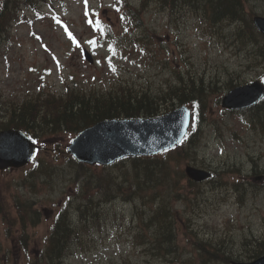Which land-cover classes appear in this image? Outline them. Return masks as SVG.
<instances>
[{"label":"rangeland","instance_id":"374dc122","mask_svg":"<svg viewBox=\"0 0 264 264\" xmlns=\"http://www.w3.org/2000/svg\"><path fill=\"white\" fill-rule=\"evenodd\" d=\"M54 1L55 0H49ZM249 1V2H248ZM158 4V3H157ZM161 6L160 4H158ZM163 5V4H162ZM245 6L247 9H253L258 12V14L264 13V6L261 4L259 0H246ZM251 6V7H250ZM72 21L75 22L76 28L79 30V26L81 24V16H80V7H77L75 4H72ZM144 21L145 25L153 30L155 33L164 36L165 34V18L160 15L157 11L150 8L144 13ZM30 19L32 17L29 15ZM177 20L181 19L182 14H178L175 16ZM53 23L49 18L43 17L40 21L32 23V24H21L19 26H15V30L13 29V36L11 38V42L13 43L12 49H0V90L11 99H20L27 95L29 92H33L37 90L39 86V80L41 74H45L48 72L49 78L48 81H56L57 86L59 87L57 78L60 73L64 74L60 69L67 68L68 72L65 74L67 81L70 83L77 82L79 84H83L85 86L91 84H99L100 79L104 77H110L114 75L112 69L106 68V63L112 61L115 54L106 47H101L95 49L97 54V61L95 64L90 65L82 59L81 47L77 50L65 51L68 49V43L63 39L62 35L59 31L55 30L51 25ZM191 24V23H190ZM83 25V24H82ZM83 33L80 35L83 36ZM214 35L219 34V29L213 31ZM89 33H86L88 36ZM226 38L230 37L228 33L225 35ZM181 38L186 43H195L196 45L193 48H190L189 52L194 54L196 58V65L202 66L205 63L208 65H212L214 62L222 65H227L230 71L237 69L236 59L230 54L229 51H221L219 48H210L208 52H205V56L207 58L198 57V53L200 44L196 41L198 38V34L193 29L183 30L181 34ZM169 39V38H167ZM78 42H81V39H78ZM123 57V65L128 67V58L130 55L126 54L125 56L121 54ZM9 60H8V59ZM264 65V62H262ZM132 68H135L132 65ZM66 70V69H65ZM53 71L54 75L51 74ZM130 71H134L130 69ZM259 72H264L263 68L258 69ZM248 71L246 73L247 78L253 77L254 71L251 75H249ZM68 74L74 76V79L70 81L68 79ZM96 76V81L92 82V76ZM130 76L129 73H125L124 77L128 78ZM159 78L153 80L149 84L148 90L150 92H155V86L158 82ZM48 82V83H49ZM47 83V84H48ZM221 84V83H220ZM224 87V92L226 91V87L224 83L222 84ZM220 86L217 90L210 94L209 97V106L212 113V118L208 119V123L211 124L213 120L217 121L221 130L226 128H234L239 133L238 138L240 140L233 139V135L230 132H221L219 135L220 138H217L212 130L208 127H204L203 135H201L198 146L196 147V151H192L189 153L190 159L193 163H200L205 160L203 155L207 157V160L213 162V168L218 169L221 165L220 163L223 160L228 161H237V163H242L246 170L249 169V154L258 155L262 157L261 162H264V138L254 137L251 133H248V126H244L245 123L242 117H237L238 115H234L233 113L223 111L221 106L216 103V99L220 98L222 95L223 88ZM223 92V93H224ZM221 93V94H220ZM215 103V104H214ZM240 118L243 121V124L237 120ZM213 119V120H212ZM71 136H60L58 139V143L61 147L66 145V142L71 139ZM46 152L45 150H41L38 152L37 156L42 157ZM203 155H202V154ZM197 154V155H196ZM196 155V157H195ZM52 163H57L51 168L53 169L51 176H43L44 183L40 184V188L37 192H29L26 190L25 186H16L15 189H20L24 192L28 193V196L35 199L38 203L39 207L42 209L43 213H41L40 222L35 225L34 228H30L28 230L31 235V245L27 248V256L24 253H21L16 250V252L11 251V241L4 234V230L2 229V223L0 221V253H5L6 249L11 252L12 255L9 256L8 260L1 259L0 264H26L29 263V256H33L38 254V251L42 247L45 236L49 233L50 225L54 220L55 213L60 208L61 204L64 201V196H61L62 189H65L67 184L68 177V168L64 166V170L59 166L61 163L60 158L45 156ZM59 166V167H58ZM29 167V166H28ZM18 174L16 171H11L6 175V178L11 180L13 184L16 181V176ZM233 174H229L226 177H233ZM236 179L240 178L242 175L236 173ZM202 186H207V184H202ZM252 196V195H251ZM255 203H252V210L256 211L257 216L254 218L247 220L244 215L247 214L246 210L237 209L233 205L222 204L220 205V210L223 212L220 213L218 208H216L217 202H214L197 215L194 218L195 223L197 225L198 222H204L202 225L203 231L199 234V238L201 234L203 237L211 238L213 237V232L210 229H207L206 225L215 227L219 232H227L231 235L222 234V240H215L214 243L219 247H223L222 249L227 250L229 253H233L232 256L240 257L245 256L246 253L241 247V244L237 245L231 238L237 242V239L241 238L240 233L247 231L246 224H249L251 228L255 229L254 234L259 236L258 227L259 220L264 225V193L257 194L253 199ZM58 202V206H55ZM179 206V204H178ZM180 207V206H179ZM226 221L232 225V227L237 228L238 226L244 225L237 230L227 229ZM174 231V226L172 228ZM177 244L179 246L180 255L178 257V261L186 264H193L195 261L190 262L189 257L194 255L195 251L193 247L187 242L186 239L189 238V235H183L182 231L179 232V228L177 229ZM236 237H233V236ZM173 237V235H172ZM229 241V244H227ZM82 243L87 244V240H82ZM3 247H6L5 249ZM241 247V250L238 248ZM89 250L85 251H77L73 256L67 257L65 260L66 264H95V263H103L107 260V257L114 256L116 261H120L119 259H126L127 264H141L142 258L138 255L132 253V249L129 247L126 248L122 244L118 242V240H106L103 243L92 244L88 248ZM239 251V252H238ZM238 252V253H237ZM208 254L207 257H209ZM212 257V256H211ZM109 260V259H108ZM197 264H199L196 259ZM157 264H165L163 262H158Z\"/></svg>","mask_w":264,"mask_h":264},{"label":"trees","instance_id":"16d2710c","mask_svg":"<svg viewBox=\"0 0 264 264\" xmlns=\"http://www.w3.org/2000/svg\"><path fill=\"white\" fill-rule=\"evenodd\" d=\"M168 0H156V2L160 5L165 4ZM238 0H171L172 3H178L181 5H189L192 7H200L204 3H209L212 6V10L214 13L213 16V22L220 21L221 17L225 15V11H234L235 3ZM178 15V14H177ZM232 15H237L236 13H232ZM151 90H147L146 92H142L138 94L136 97H133L132 101H127L124 102L122 100H119L118 103L125 104L122 107H114L112 109V112L110 114L111 118H125L129 116L130 114L134 112H146L152 109L153 103L156 101V93L155 92H150ZM103 103H96L91 109H90V114L94 115L97 112H99L100 108L106 107V106H113L116 104V101L112 96H107L103 98ZM100 102V101H99ZM158 103V101L153 105L155 106ZM35 108L34 106H30L29 104H23L20 107H16V120H18L19 123H22L19 120H29L33 121L35 119ZM82 109L81 107L76 108L75 110L69 106L63 107L59 111V115L62 117L69 116L70 119L75 117H83L84 114L83 112L80 111ZM43 115V114H42ZM41 115V116H42ZM98 116H101V113L98 114ZM45 120V121H44ZM43 122H46V116L44 117ZM49 120L55 125L54 119L49 117ZM89 176H92V174H89ZM136 181L138 184H140L139 180ZM2 183L0 182V205L2 203V198H3V187ZM81 194H85L87 192V186L81 187L80 190ZM77 198H80V194H76ZM73 196L74 201H77L78 199ZM25 213H21L19 220H24ZM173 223L171 221H167L163 228L162 232L163 235L168 238L172 239L173 235ZM75 236V233L69 226V224L66 221V214L63 212L61 216L55 221V227L51 231L49 239L52 241V246L54 245L55 252L58 254L62 253L63 249L65 248L66 242L70 241L73 239ZM218 246V245H217ZM223 248V247H220ZM209 258L212 256L211 253L205 252L204 256H208Z\"/></svg>","mask_w":264,"mask_h":264},{"label":"snow or ice","instance_id":"6c2138e0","mask_svg":"<svg viewBox=\"0 0 264 264\" xmlns=\"http://www.w3.org/2000/svg\"><path fill=\"white\" fill-rule=\"evenodd\" d=\"M117 11H119V9H117ZM87 11L85 12V15H87ZM121 19H123V17H121ZM90 24L93 23V21H89ZM95 30L101 32V34H103L104 31L106 30H110L108 28V25L104 24L102 21L100 20H96L95 21ZM89 43H94L93 41H89ZM109 50L113 52V54L115 53V50L113 48H111V46H109ZM99 63V61H97ZM109 67L112 69V70H115L114 69V66L111 64V61H109ZM33 143H36L35 141H33Z\"/></svg>","mask_w":264,"mask_h":264},{"label":"bare ground","instance_id":"6f19581e","mask_svg":"<svg viewBox=\"0 0 264 264\" xmlns=\"http://www.w3.org/2000/svg\"><path fill=\"white\" fill-rule=\"evenodd\" d=\"M112 119H120V118H112ZM197 155V154H196ZM196 155H195V157H196Z\"/></svg>","mask_w":264,"mask_h":264},{"label":"water","instance_id":"95a60500","mask_svg":"<svg viewBox=\"0 0 264 264\" xmlns=\"http://www.w3.org/2000/svg\"><path fill=\"white\" fill-rule=\"evenodd\" d=\"M81 157H84V156L82 155ZM84 158H85V157H84ZM263 259H264V257H263Z\"/></svg>","mask_w":264,"mask_h":264}]
</instances>
